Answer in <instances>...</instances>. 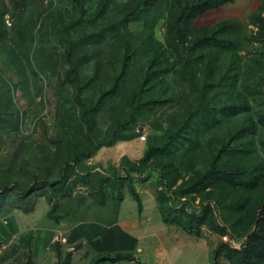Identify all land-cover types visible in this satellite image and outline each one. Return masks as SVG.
Instances as JSON below:
<instances>
[{"label":"rangeland","instance_id":"obj_1","mask_svg":"<svg viewBox=\"0 0 264 264\" xmlns=\"http://www.w3.org/2000/svg\"><path fill=\"white\" fill-rule=\"evenodd\" d=\"M260 3L0 0V264H109L68 230L143 181L211 207L216 264H264Z\"/></svg>","mask_w":264,"mask_h":264},{"label":"crops","instance_id":"obj_2","mask_svg":"<svg viewBox=\"0 0 264 264\" xmlns=\"http://www.w3.org/2000/svg\"><path fill=\"white\" fill-rule=\"evenodd\" d=\"M140 205L127 192L117 204L114 221L91 222L70 228V246L83 244L100 256L131 254L132 261L109 264H214L222 238L206 228L187 234L163 221L152 182L135 187Z\"/></svg>","mask_w":264,"mask_h":264},{"label":"trees","instance_id":"obj_3","mask_svg":"<svg viewBox=\"0 0 264 264\" xmlns=\"http://www.w3.org/2000/svg\"><path fill=\"white\" fill-rule=\"evenodd\" d=\"M209 2L213 3L212 7L218 8L221 5L225 4V3H230L232 2V0H209ZM264 10V0H261V3L257 9L256 14H254L257 18L258 21L260 20L261 25H258L260 29H264V17H261V12ZM234 48V47H233ZM79 160V153H75V155L72 157V159L70 160H66L64 161V163L62 164L61 167V174L64 173L67 169V167L75 165L76 162ZM145 160L142 159L141 161H137L135 162L136 164H141L143 163ZM136 172L139 173V168L135 169ZM141 174V172H140ZM223 176H226L228 178H231L229 176H233L232 174H227V173H223ZM226 179V178H224ZM146 181L143 182H139V184H142ZM13 190H18L15 187L12 188H4L2 190H0V196H5L8 193H10ZM128 193L130 194V196L132 197V199L134 201H136L138 203V205H140V198L138 196V193L136 192L135 187H132ZM124 196L119 200L118 203H120L123 200ZM157 201L159 203L160 206V213L162 216V219L165 223L167 224H171V225H175L178 228H180L183 232L187 233V234H198L201 228H206L209 231L216 233L220 236V232L213 227V225H211L209 223V221L207 220L208 216L210 214H213V210L211 209V207L209 205H200L197 209V211H184L183 209H181V211L179 212V215H175V217L170 218L169 214L165 212V209L163 208L160 199L158 198L157 195ZM117 203V204H118ZM255 225L256 227L259 229L261 226H264V203L262 204V206L260 207V210L255 218ZM253 233L250 234L247 237V241L249 245H254V238H253ZM216 252L217 250H214V261L216 264ZM100 256V255H99ZM103 261H107L108 263H115V262H119V261H132L134 260V258L131 256V254H115V255H110V256H101L100 257Z\"/></svg>","mask_w":264,"mask_h":264},{"label":"built area","instance_id":"obj_4","mask_svg":"<svg viewBox=\"0 0 264 264\" xmlns=\"http://www.w3.org/2000/svg\"><path fill=\"white\" fill-rule=\"evenodd\" d=\"M140 139H141V140H144V139H145V137H144V136H141V137H140Z\"/></svg>","mask_w":264,"mask_h":264}]
</instances>
